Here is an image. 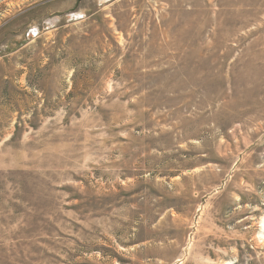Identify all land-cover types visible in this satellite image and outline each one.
I'll use <instances>...</instances> for the list:
<instances>
[{"label":"rangeland","instance_id":"rangeland-1","mask_svg":"<svg viewBox=\"0 0 264 264\" xmlns=\"http://www.w3.org/2000/svg\"><path fill=\"white\" fill-rule=\"evenodd\" d=\"M0 264H264V0H0Z\"/></svg>","mask_w":264,"mask_h":264}]
</instances>
